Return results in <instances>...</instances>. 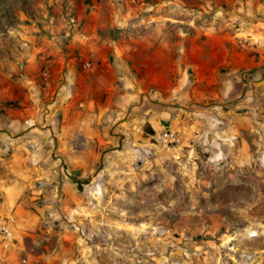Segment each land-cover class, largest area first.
Returning <instances> with one entry per match:
<instances>
[{
  "label": "rangeland",
  "instance_id": "obj_1",
  "mask_svg": "<svg viewBox=\"0 0 264 264\" xmlns=\"http://www.w3.org/2000/svg\"><path fill=\"white\" fill-rule=\"evenodd\" d=\"M262 15L264 0H0V137L78 125L0 207V264H264V49L239 34Z\"/></svg>",
  "mask_w": 264,
  "mask_h": 264
},
{
  "label": "crops",
  "instance_id": "obj_2",
  "mask_svg": "<svg viewBox=\"0 0 264 264\" xmlns=\"http://www.w3.org/2000/svg\"><path fill=\"white\" fill-rule=\"evenodd\" d=\"M246 23L247 21H245L240 28L239 34L254 37L255 42L257 43L255 50L264 49V16L262 15L260 19L257 18L249 24ZM243 54L249 64L257 66V64L262 62V57L257 58V60L250 57L249 51H246ZM91 103L94 105L93 100H91ZM87 106L89 107V105ZM65 109L68 113L72 110L67 106L64 107V110ZM83 115L87 117L86 121H84L85 126H91L97 121V114L95 113L90 114L85 110ZM46 119L48 120L49 117H46ZM73 120L74 118H72V115L67 114L66 118L64 116V122L60 124V128L52 129L50 125H48V122H45L41 124L42 126L36 125V127L31 128L22 126L21 130L25 128V131L18 132L13 138L1 135L0 152L2 153V156H0V207L3 205L16 204L25 192L30 191V184L32 185L31 179L35 178L36 174H38H34L35 171L33 172V169L37 168L38 164L36 163L41 161L47 154L49 145H53V136L55 134L63 138L68 136L76 123V121ZM75 126L78 125L75 124ZM81 134L83 135L84 133ZM85 139L87 138L85 137ZM91 139L94 140V138ZM28 145H32L33 148L36 147V150L33 148V151L32 149H28ZM1 169L5 170V174ZM6 173H8V176H6Z\"/></svg>",
  "mask_w": 264,
  "mask_h": 264
},
{
  "label": "built area",
  "instance_id": "obj_3",
  "mask_svg": "<svg viewBox=\"0 0 264 264\" xmlns=\"http://www.w3.org/2000/svg\"><path fill=\"white\" fill-rule=\"evenodd\" d=\"M165 136L169 139V137H172L173 135L172 134L167 135V133H166Z\"/></svg>",
  "mask_w": 264,
  "mask_h": 264
}]
</instances>
